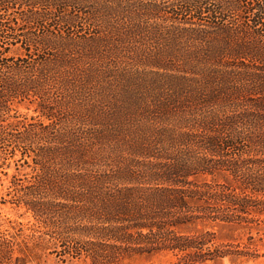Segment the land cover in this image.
I'll return each mask as SVG.
<instances>
[{
	"label": "trees",
	"instance_id": "16d2710c",
	"mask_svg": "<svg viewBox=\"0 0 264 264\" xmlns=\"http://www.w3.org/2000/svg\"><path fill=\"white\" fill-rule=\"evenodd\" d=\"M209 224H264V0H0V264L251 257Z\"/></svg>",
	"mask_w": 264,
	"mask_h": 264
},
{
	"label": "rangeland",
	"instance_id": "374dc122",
	"mask_svg": "<svg viewBox=\"0 0 264 264\" xmlns=\"http://www.w3.org/2000/svg\"><path fill=\"white\" fill-rule=\"evenodd\" d=\"M4 211L11 216L17 213L9 207ZM207 228L212 229L222 243H234L241 247H248L251 257H226L209 264H264V224L244 226L238 224H209ZM36 259L28 264H84L81 261H61L53 255L43 251H37ZM168 257L163 255H145L135 257L124 264H164Z\"/></svg>",
	"mask_w": 264,
	"mask_h": 264
}]
</instances>
